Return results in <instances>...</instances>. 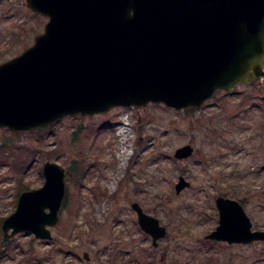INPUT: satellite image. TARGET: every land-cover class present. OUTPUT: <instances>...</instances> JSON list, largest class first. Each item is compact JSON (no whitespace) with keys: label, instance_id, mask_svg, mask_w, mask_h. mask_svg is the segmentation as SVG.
Segmentation results:
<instances>
[{"label":"rangeland","instance_id":"obj_1","mask_svg":"<svg viewBox=\"0 0 264 264\" xmlns=\"http://www.w3.org/2000/svg\"><path fill=\"white\" fill-rule=\"evenodd\" d=\"M47 21L27 0H0V63L31 46ZM186 144L193 154L177 158ZM47 161L66 170L53 239H5L3 220L23 191L44 185ZM75 161L83 166L79 184L68 175ZM181 176L190 185L177 193ZM221 195L245 199L254 229L264 230V78L219 90L201 108L149 103L68 115L41 129L1 127L0 264H264V241L206 238L219 223ZM134 202L167 228L157 246Z\"/></svg>","mask_w":264,"mask_h":264},{"label":"water","instance_id":"obj_2","mask_svg":"<svg viewBox=\"0 0 264 264\" xmlns=\"http://www.w3.org/2000/svg\"><path fill=\"white\" fill-rule=\"evenodd\" d=\"M48 21L19 55L0 63V128L28 131L65 116L163 103L201 108L218 90L264 78V0H27ZM194 152L190 144L177 158ZM44 185L25 190L2 223L52 240L67 193L66 170L43 166ZM190 185L183 176L180 193ZM219 223L206 238L229 244L264 241L237 199L218 196ZM153 244L167 235L159 219L134 202ZM84 257L89 260L88 253Z\"/></svg>","mask_w":264,"mask_h":264},{"label":"trees","instance_id":"obj_3","mask_svg":"<svg viewBox=\"0 0 264 264\" xmlns=\"http://www.w3.org/2000/svg\"><path fill=\"white\" fill-rule=\"evenodd\" d=\"M191 109H193V108H191ZM29 152L30 151L27 150V153H26L27 158L24 159V161H23L24 164H25V161H28L27 159H28V156H29ZM80 163H81V161L72 162L71 163L72 168L69 169L70 174L68 173V175L71 176L72 179H74V181H75L76 184H79L80 181L82 180V179H80L81 178V175L79 174V172L83 171V166H80ZM17 165H18V163H16V167H19L20 166V165L19 166H17ZM21 170H23V168ZM237 193H238V191H237ZM241 202L244 203V204H246L245 199L244 200L242 199Z\"/></svg>","mask_w":264,"mask_h":264},{"label":"flooded vegetation","instance_id":"obj_4","mask_svg":"<svg viewBox=\"0 0 264 264\" xmlns=\"http://www.w3.org/2000/svg\"><path fill=\"white\" fill-rule=\"evenodd\" d=\"M241 202V201H240ZM245 207V206H244ZM254 230H257V229H254ZM255 242H257V241H255ZM241 244V243H240ZM86 259V258H85ZM90 259V258H89Z\"/></svg>","mask_w":264,"mask_h":264}]
</instances>
